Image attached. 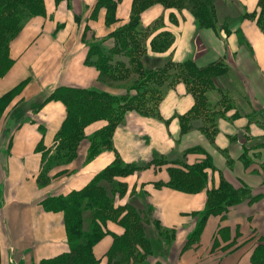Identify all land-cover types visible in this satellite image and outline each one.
<instances>
[{
    "label": "crops",
    "instance_id": "crops-1",
    "mask_svg": "<svg viewBox=\"0 0 264 264\" xmlns=\"http://www.w3.org/2000/svg\"><path fill=\"white\" fill-rule=\"evenodd\" d=\"M42 1L43 13L28 18L10 41L11 64L0 77V264H37L68 252L63 213L44 210L41 201L84 189L117 158L139 169L114 178L110 187L126 186L125 194L112 196L114 207H150L162 228L175 231L171 245L156 252L148 264H253L255 250L264 245V32L241 18L242 13L227 15L237 23L223 35L200 28L187 11L177 16L175 25L161 4L147 7L139 15V27L148 29L162 19L164 30L175 38L166 55L148 56L152 67L168 60L197 67L219 62L227 67L217 78V89L207 92L209 100L216 92L215 102H224L214 110L222 118L215 140L208 142L191 128L181 134L179 118L192 116L195 99L185 84L177 83L165 90L156 115L128 111L112 134L111 149L101 150L90 161V139L107 122L88 124L74 159L50 168L44 180L40 177L44 150L54 147L67 117L65 105L52 95L61 89L126 93L127 84L107 81L97 63L100 53L107 55L114 47L113 34L131 22L134 0H115L110 23L107 6L98 0ZM257 3L239 0L247 12L256 10ZM110 58L115 65L128 61L126 54L116 52ZM230 85L238 94L226 92ZM231 99L244 100L248 109H227ZM234 115L235 120H227ZM240 116L252 117L250 124ZM260 120L262 124H257ZM195 147L200 151L192 152ZM180 153L190 166L210 157L215 172L206 170L207 188L222 178L242 183L250 195L226 212L208 216L197 241L188 246L200 219L193 215L203 213L207 195L206 190L192 194L168 186L169 168L180 165ZM159 157L165 162L159 163ZM105 229L109 233L93 246L99 264H107L115 237L124 233L118 221L106 222Z\"/></svg>",
    "mask_w": 264,
    "mask_h": 264
},
{
    "label": "trees",
    "instance_id": "trees-1",
    "mask_svg": "<svg viewBox=\"0 0 264 264\" xmlns=\"http://www.w3.org/2000/svg\"><path fill=\"white\" fill-rule=\"evenodd\" d=\"M225 2L223 0H134L131 22L113 34L114 47L111 51H107V55L100 53L97 63V67L107 77V81L127 83L126 93L122 96H113L97 91L61 89L52 95L53 99L60 100L65 105L67 117L55 138L54 147L51 150H44L41 179L45 180V174L53 166L66 164L74 159L78 144L84 138V128L88 124L97 120L107 122L106 127L90 139L87 153V160L90 161L101 150L111 149L112 134L128 111L156 115L165 90L177 83L185 84L195 99V108L192 111L194 115L179 118L180 132L186 134L190 129L192 118L199 117L201 112L205 111L206 94L212 90L214 78L224 74L226 69L220 63L199 68L192 62L175 64L171 60L161 67H152L148 56L166 55L175 38L171 32L164 30L162 19L148 29H141L138 23L139 15L150 5L159 3L170 12L168 18L175 25L178 24L177 16L182 11H187L200 28H210L221 33L225 29L223 27L222 30L219 29L218 14L220 8L227 6ZM98 4L107 6V22H112L115 0H98ZM242 10L240 17L255 22L264 32V0H258L257 9L253 12ZM237 11L233 15L239 14ZM42 13V0H0V77L11 64L8 54L10 41L28 18ZM230 33V30L226 32L227 35ZM114 52L126 54L127 64L121 61L117 62L120 65L112 64L110 57ZM39 149L42 150L40 147ZM211 164L210 157L206 156L204 161L194 166L184 164L180 169L169 168L168 186L193 194L207 182L206 170L212 167ZM138 169L137 166L123 164L117 158L111 166L95 176L84 189L65 196L44 198L41 201L44 210L63 213L69 250L37 264H99V260L93 254V246L109 233L105 229V224L111 220L118 221L124 233L115 237L107 252L109 264H113V255L119 259L117 264H147V257L156 253L157 247L161 245L164 248L169 247L174 240L175 231L162 228L156 220L153 222L157 229L155 236L151 238L153 241L147 239L144 224L149 221L150 207L144 210L135 209L130 204L114 207L112 196L116 193L123 195L126 192V186L122 183L110 187L114 178L126 176ZM220 181V187L207 194L206 208L199 214V223L187 240V246L197 241L202 223L208 216L226 212L229 207L250 198L245 187L235 190L224 179L221 178ZM87 213H91L93 225L88 233L83 230V219ZM165 237L166 241H164ZM252 263L264 264V245L257 247L252 256Z\"/></svg>",
    "mask_w": 264,
    "mask_h": 264
},
{
    "label": "rangeland",
    "instance_id": "rangeland-1",
    "mask_svg": "<svg viewBox=\"0 0 264 264\" xmlns=\"http://www.w3.org/2000/svg\"><path fill=\"white\" fill-rule=\"evenodd\" d=\"M223 1L225 2L226 0H223ZM225 3H227V6H225V7L223 6L222 8H220L219 9V14H218L219 15V21H218L219 29L222 30L221 29L222 27L225 29L224 31L221 32L223 35H227L226 32L228 30H231L237 23L235 20L234 21L233 20H229L227 18V15H230V14L233 15V13L236 10H238L237 11L238 13L243 11L242 7L239 4V0H227V2H225ZM239 42H241L240 39H239ZM197 46H199V45L197 44ZM217 63H219V62H217ZM194 65L196 66V64H194ZM221 65L227 71V67L224 64H221ZM199 68H201V67H199ZM217 78H218V76L214 78V82H213V85H212V88H211L212 90L213 89H217V87H218ZM116 83L117 82H113V85L124 86L125 84H127L126 82H123L125 84H122V83H117L116 84ZM226 92L229 95H231V96H233V94L234 95L238 94V93H236L237 90L232 85L227 87V91ZM217 95H219V94H216V92L213 93L211 95L212 96V98H211L212 100H209L208 94H206V97L208 99H207V102H205V104H204V106H206V107H204V110L208 111V113L203 111V112H201V115H199V117L192 118L191 126H189V128H191L192 131L197 130V134L199 135V137H204L208 142H213L215 140L217 132L219 131V121L222 119L220 117L221 114H216L214 112L215 109L219 108L222 104H224V102L222 100H219V101L215 102V98L217 97ZM227 104L229 105V107L228 106L226 107L227 109L228 108H236L237 111H238V109H240L242 112L248 109L247 103L244 100H242V99H241V101H237V100H232L231 99L229 101V103H227ZM250 108H251V106H250ZM250 116H253V114L251 113ZM235 118L236 117L234 115V116L228 117L227 120L233 121V120H235ZM240 118H244V117L240 116ZM223 119L225 120L226 118H223ZM244 119L247 120V125H248V124H250V121H251L252 117H245ZM257 124H262L261 120L258 121ZM186 128L188 129V127H186ZM199 148L200 147L192 148V150H193L192 152H196L195 150H198ZM197 152H199V151H197ZM160 157H162V156H160ZM160 157H159V162H162V161L165 162V159L164 158H160ZM180 157H181V160L180 159L177 160V162L180 163V165H176V168H179V169L181 168V165H184V164L187 165V163L184 162V158H183L182 154H181ZM197 164H200V162H196V163L192 164L191 166H194V165H197ZM188 166H190V165H188ZM211 166L212 167L208 169V171H209L208 173L209 174L215 172V166H213V163L211 164ZM220 180L221 179H219V182L217 183L216 186L212 185L210 188H207L209 186V184H210L209 181L207 180V182L202 184L203 186L200 189L196 190V192H193V194H196V193H199V192H202V191L206 190V195H207L211 190H216V189H218L220 187V184H221ZM225 182H227V181H225ZM227 183L235 190L239 189V188H243V186H244V185H242V183H241V185H237L236 183H233V184L229 183V182H227ZM193 188H196V187H193ZM199 214H201V213H196L193 216L197 217V216H199ZM154 221H155V218H154L153 214L150 213L149 221H146V223L147 222L148 223L146 225L144 224V228L146 230L145 233L147 234V239H149V241H153L151 238H153L155 236L154 233L157 232V229H156V227L153 224ZM83 222H84V227H83L84 232H86V233L90 232L92 230V228H93L91 213H87V214L84 215ZM190 235H191V233H190ZM164 241H166V237H165ZM164 241L162 240V243H164ZM163 248L164 247L162 245L160 247H157L156 248V252L162 253L161 251H162ZM165 248H168V247H165ZM159 253H154L153 255L147 257L146 263L148 264L149 262L155 260L156 258L153 257V256H155V255H157ZM112 258H113V264H117V262L119 260L118 257L115 258V256L113 255ZM107 264H109V263L107 262ZM136 264H138V263H136Z\"/></svg>",
    "mask_w": 264,
    "mask_h": 264
}]
</instances>
